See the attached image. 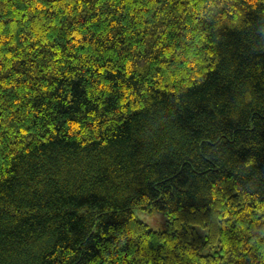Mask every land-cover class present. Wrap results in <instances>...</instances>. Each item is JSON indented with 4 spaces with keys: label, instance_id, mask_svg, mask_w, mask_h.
<instances>
[{
    "label": "trees",
    "instance_id": "1",
    "mask_svg": "<svg viewBox=\"0 0 264 264\" xmlns=\"http://www.w3.org/2000/svg\"><path fill=\"white\" fill-rule=\"evenodd\" d=\"M0 264H264V0H0Z\"/></svg>",
    "mask_w": 264,
    "mask_h": 264
},
{
    "label": "rangeland",
    "instance_id": "2",
    "mask_svg": "<svg viewBox=\"0 0 264 264\" xmlns=\"http://www.w3.org/2000/svg\"><path fill=\"white\" fill-rule=\"evenodd\" d=\"M136 216L154 230L166 228L168 217L162 210L149 211L143 208H136Z\"/></svg>",
    "mask_w": 264,
    "mask_h": 264
}]
</instances>
